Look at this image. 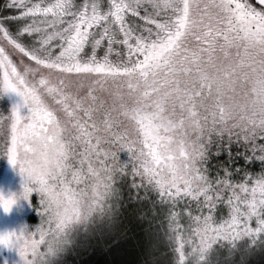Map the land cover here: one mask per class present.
<instances>
[{"label": "snow or ice", "instance_id": "obj_1", "mask_svg": "<svg viewBox=\"0 0 264 264\" xmlns=\"http://www.w3.org/2000/svg\"><path fill=\"white\" fill-rule=\"evenodd\" d=\"M4 9L0 158L20 185L0 188V210L26 204L40 224L0 230V264L125 243L161 264V234L167 264L264 252V0Z\"/></svg>", "mask_w": 264, "mask_h": 264}, {"label": "trees", "instance_id": "obj_2", "mask_svg": "<svg viewBox=\"0 0 264 264\" xmlns=\"http://www.w3.org/2000/svg\"><path fill=\"white\" fill-rule=\"evenodd\" d=\"M3 2V0H0V11L2 9ZM212 163L215 164L216 161H213ZM255 170L259 171L258 164L255 166ZM140 208L142 211L150 213V202H145L143 205H140ZM160 219H162V217ZM131 227L135 231L139 226L133 222L131 223ZM161 233H163L162 229ZM161 236L164 238L162 234ZM164 240L163 243H160L157 253V258L161 261V264H167L169 259L168 255H166L168 250L165 247ZM258 252H260V254L256 256ZM225 258L226 257L221 258L218 255L214 256V259L218 261L219 264H229V260ZM142 259L143 257L139 253V250L133 247L131 243L121 244L117 247H114L111 251H108L107 248H104L102 245L98 244L95 251L89 248L87 250H77L73 254L69 255L67 257V264H140ZM246 260L247 264H264V252L257 250L256 252L249 254L246 257Z\"/></svg>", "mask_w": 264, "mask_h": 264}, {"label": "rangeland", "instance_id": "obj_3", "mask_svg": "<svg viewBox=\"0 0 264 264\" xmlns=\"http://www.w3.org/2000/svg\"><path fill=\"white\" fill-rule=\"evenodd\" d=\"M3 6L0 11V15H11L13 14L11 11H5L4 4L6 3V0H3ZM9 107V101L7 98H5L3 101H0V113L7 114L5 112V109ZM20 185V177L16 171L12 168V166L7 162L5 158H0V188L7 190L16 191L19 189ZM25 223L33 228H35L37 225L40 224V217L38 216L37 212L27 206L25 204L22 208H14L10 214H5L3 210H0V230L5 228H13L17 225ZM163 230V229H162ZM162 238V236H161ZM160 238V243H163V240L165 238ZM165 241V240H164ZM166 249L168 250L166 244ZM164 247V248H165ZM260 252L256 254L259 255ZM3 256H7L9 260H14L17 257L14 253L10 252H4L2 253ZM218 256L226 257L225 259H228L226 251H220Z\"/></svg>", "mask_w": 264, "mask_h": 264}]
</instances>
